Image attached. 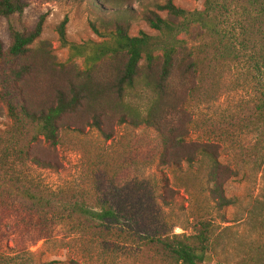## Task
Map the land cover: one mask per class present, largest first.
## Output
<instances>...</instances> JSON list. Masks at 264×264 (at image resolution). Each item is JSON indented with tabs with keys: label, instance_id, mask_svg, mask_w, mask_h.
Masks as SVG:
<instances>
[{
	"label": "rangeland",
	"instance_id": "rangeland-1",
	"mask_svg": "<svg viewBox=\"0 0 264 264\" xmlns=\"http://www.w3.org/2000/svg\"><path fill=\"white\" fill-rule=\"evenodd\" d=\"M21 1L20 16H0L3 53L13 32L28 35L40 23L41 33L24 55L4 57L0 66V93L17 98L14 118L0 100V254L16 257L14 264H164L151 239L175 235L198 246L192 237L204 224L207 264H264V23L256 11L244 0H221L210 32L161 9L169 2L202 12L205 0ZM154 16L172 31L152 29ZM117 27L152 38L147 52L155 58L147 66L142 56L140 77L122 95L111 86L124 54L89 61L94 46L113 45ZM172 39L176 67L149 125L142 120L150 96L144 80L158 82V47ZM72 89L83 99L58 120L56 144L36 137L19 98L38 117L58 92ZM164 140L166 164L179 167L160 163ZM203 146L223 169L229 206L208 196ZM38 192L49 207L32 208L28 197ZM72 207L112 216L91 220Z\"/></svg>",
	"mask_w": 264,
	"mask_h": 264
},
{
	"label": "trees",
	"instance_id": "trees-1",
	"mask_svg": "<svg viewBox=\"0 0 264 264\" xmlns=\"http://www.w3.org/2000/svg\"><path fill=\"white\" fill-rule=\"evenodd\" d=\"M247 5L254 9L257 13V23H264V0H244ZM204 10L202 12L188 13L183 10L175 8L171 3H167L162 10H166L170 17L173 19L182 18L185 21L190 19L192 22L198 24L201 28L210 32L216 31V25L214 21L222 14V3L221 0H205ZM23 3L21 0H3L0 2V16H20L23 12ZM213 19V20H212ZM149 25L156 31H172L173 27L171 24L166 23L159 17L154 16L153 19L149 20ZM63 25L59 30L61 41H64ZM41 33L40 23L36 26L33 32L28 35L20 32L12 33V45L8 51L4 54L2 51V45L0 43V66L3 64L4 57L17 58L24 55L26 48L33 43L35 39L39 37ZM113 45L109 47L106 44H100L94 46L89 61L94 64L100 61L103 57L108 54L117 55L124 54L126 57L125 66L122 71L117 75L116 80L111 86V90L115 91L118 95H122L128 90H132L136 81L140 77L139 63L144 55L147 66H151L155 58L152 53L147 52L149 49L152 38L141 34L139 37H129L125 31L120 27H117L115 35H113ZM178 41L172 39V43H162L158 48L162 53V66L160 67V79L158 82L150 83L147 79L144 80L143 88L150 92L148 101L146 104V115L143 118V122L146 124L155 123V114L158 111L162 100L167 96L165 93V83L170 78L176 67L175 64V52L176 44ZM1 68V67H0ZM92 68V67H89ZM148 71L152 67H146ZM21 73H18L20 76ZM18 78V77H17ZM17 98L8 99V97L0 93V100L6 104L7 110L11 117H15L16 107L12 104L13 100ZM83 99V93L72 89L70 95L63 92L57 93L56 104L50 107L45 113H41L38 117L29 111L22 105V102L17 101L20 106L21 114L24 118L33 126L35 136L42 137L46 142L55 145L56 144V130L57 122L64 115L73 113L80 105ZM259 123L264 126V101L260 105V120ZM166 140L163 141L165 146L159 156L160 163L166 166L179 167V162H171L169 165L166 164V159L169 155L170 149L167 147ZM210 152V151H209ZM205 146L202 147L200 156L208 158L210 160L208 170L205 175V183L208 187L209 198L219 202L221 207L229 206L231 203L225 199L221 191V182L219 180V174L223 170L217 160V156L214 151L209 153ZM188 162L190 159H186ZM33 162L37 166H44L42 161L33 159ZM48 196L43 197L41 192L38 195H30L28 199L31 201L32 208L43 209V204L46 207L50 206V200ZM74 210L79 211L81 214L86 215L91 220L104 221L105 219L112 216L110 212L103 211L96 213L93 211H83L81 207H72ZM47 214V211L44 215ZM207 229L204 224L197 229L195 235L192 237L193 242L197 243L198 246L188 244L178 240V237L173 235L171 238L168 236H159L155 239H151V244L158 250L160 260L164 264H207L206 262V250H207ZM17 260L16 257H9L6 254H0V264H14ZM43 264H60L56 261H51ZM68 264H78L76 261H71Z\"/></svg>",
	"mask_w": 264,
	"mask_h": 264
}]
</instances>
